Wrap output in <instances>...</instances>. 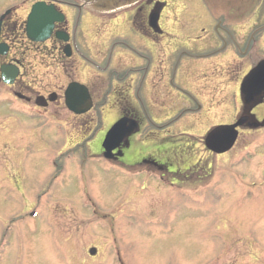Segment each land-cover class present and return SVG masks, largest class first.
Segmentation results:
<instances>
[{"label":"rangeland","instance_id":"1","mask_svg":"<svg viewBox=\"0 0 264 264\" xmlns=\"http://www.w3.org/2000/svg\"><path fill=\"white\" fill-rule=\"evenodd\" d=\"M10 1L18 0H1V6ZM164 1L162 21L170 36L159 55L168 57L172 55L168 47L179 46L211 60L214 70H205L201 65L207 62L196 61L199 71L181 83L177 69L174 82L182 90L181 100H175L170 110L174 113L164 120L144 121L142 134L129 138L135 136L131 143L136 144L124 148L118 163L110 165L99 157L107 130L116 120L114 112L107 111L90 125L85 120L86 126L78 128L84 123L81 119L39 113L1 91L0 264H264V128L241 132L234 149L223 155L208 152L203 145L204 134L234 119L240 105V81L228 83L225 77L231 75L215 66L227 56L226 70L234 71L239 64L234 57L252 53L248 37L240 43L237 32H231L232 38L211 40L200 31L210 26V18L225 16L228 0ZM191 1L198 2L204 15L193 2L188 6ZM188 7L191 12H186ZM244 16L228 21L246 24ZM183 20L193 23L192 37L205 41L181 43L186 37L174 33L178 34L175 23ZM85 27L77 33L76 40L82 43L93 36ZM119 32L107 29L98 41L133 37ZM253 52L264 54V35ZM179 53L174 50L172 59ZM47 59L26 80L48 92L67 78L51 62L45 68ZM196 103L201 109L193 113ZM176 115L180 118L167 130L153 125H165ZM147 131L155 138L141 142ZM153 146L156 151L166 149L170 170H176L174 162L180 158L181 174L151 169L132 176L125 164L135 160V152ZM156 174L165 182L171 180V185L158 181ZM174 177L182 181L174 182ZM32 211L36 217L29 216ZM90 247L96 248L93 258L88 255Z\"/></svg>","mask_w":264,"mask_h":264},{"label":"flooded vegetation","instance_id":"2","mask_svg":"<svg viewBox=\"0 0 264 264\" xmlns=\"http://www.w3.org/2000/svg\"><path fill=\"white\" fill-rule=\"evenodd\" d=\"M37 2L53 5L63 15L61 22L54 23L50 38L42 43L29 40L25 30L31 7ZM192 2L195 4L193 6H198L204 15V10L198 2L191 1L188 6H191ZM166 5L164 0H142L128 11L113 16H102L89 11L76 0H18L10 1L3 6H1L0 0V46L1 43L7 45L6 54L1 56L0 53V165L1 91L10 94L18 102L28 106L29 109H36L39 113L53 116L62 114L73 117V120L81 119L84 123H81L78 128L86 126L85 120L88 125L91 124L89 123L91 121L99 122L104 116L103 107L106 105L114 107L119 117L125 116L137 121L140 127L138 134L143 131L144 125L142 123L144 121H151L152 119L164 120L165 117L167 118L168 114L174 109L175 100H181L178 91L182 90V88L174 82L177 69H179L180 73V82L184 83L191 81V73L199 71L195 64L196 61L207 62V65H201L205 70H214V67L211 66L213 65L212 63H209L211 60L200 59L203 56L192 55L190 51H181L178 48L179 46H175L172 50L168 44V49L172 52V55L165 56V58L159 55L161 51L165 52L166 50L162 42L165 41V44H167L166 37L170 36V33L164 31V22L162 21V14ZM190 9L191 7H188L186 12H191ZM225 9L227 12L224 17L210 18V26L201 27L200 31L203 32L204 30L206 39L211 38V40H215V37L219 39L225 35L232 38L234 34L231 32H237V38L240 43L248 37L247 48L251 47L252 53L243 55V58L235 56L234 58L239 64H237V68L234 71L226 70L227 56L220 61V64L215 66L217 69L220 65L223 71H227L231 76L227 74L225 79H227L228 83H234L237 80L239 82L264 57V54L257 55L253 52V49L257 48V44H261L262 35H264V0H228L225 4ZM151 10H159L158 23L153 28L149 22ZM243 14L245 16L242 21L248 22L246 24L228 21L230 17L237 16L240 18ZM202 18L206 21L207 16ZM175 24L178 34H174L179 35L180 38L181 36L186 37V40H180L181 43L197 44L200 41L201 43L205 41L201 40L203 39L201 38L202 36L192 37L190 35L193 33L191 30L194 29V27H190L193 23L183 20V22L178 21ZM85 26L89 27L90 31L88 32L93 34V36L82 43L76 40L77 33L86 28ZM107 29H116L120 31L119 34L129 32L133 37L122 38L123 36H120L109 40V42L103 40L99 42L98 36ZM56 33H62L67 40L63 42L57 39ZM174 50H176V54L178 51L180 53L178 57L172 59ZM155 53L159 61L157 65L153 66L151 60H156L154 58ZM46 59L45 68H50L51 62L67 78V82L65 81L63 85L48 92L37 89V86H32L26 80L29 72L35 71ZM176 59L178 63L175 64L174 61ZM248 59H250V67L249 63L248 66L246 65ZM180 60L183 62L181 65H179ZM221 62L223 63L221 64ZM3 64L13 65L19 69V76L11 85L1 82V65ZM171 72L174 73L172 74ZM239 75L241 76L239 77ZM104 78L106 81L101 83L100 80ZM230 78L233 79L230 80ZM197 81L200 82L199 79ZM71 82H77L87 87L91 99V108L87 112L77 114L70 111L65 105V91ZM39 85L42 86V83ZM173 91L177 93L171 95ZM234 102H236V99ZM144 104L147 107L149 104V110L143 107ZM166 106L169 111H172L165 112ZM196 106L198 109L193 113L201 109L200 104L196 103ZM238 112L241 115L244 114L243 117H247V119L241 127L237 128L238 136L232 149H234L241 132L250 130L247 128H252L250 126L253 124L259 125L258 122L264 125V97L260 104L252 109L251 113L254 116L247 111V107L243 106L241 101L236 113ZM236 116L226 124L235 122ZM179 118L180 116L177 115L169 117L165 125L161 124L157 128L160 130H163V127L170 128L171 124L175 123ZM150 133L149 131L145 132L144 137L146 140H149ZM133 143L130 142V145ZM122 147L121 145L122 156H124ZM153 148L148 151L145 149L144 151L147 152H135V160L125 164L126 168L132 174H142L144 173L143 171L151 172V169L156 172L162 170L166 174H181L178 171L179 168H177L180 159L174 162L176 170H170L167 168V164L173 165L169 162L168 152L165 149L156 151L155 147ZM118 150L113 151L114 162H119V159L122 158H115ZM188 169L189 167L185 168V170ZM174 178L175 181L181 180L180 177ZM62 243L69 244L67 241H62ZM113 243L112 245L115 247ZM94 256L91 255L90 258ZM117 258L121 260L119 256Z\"/></svg>","mask_w":264,"mask_h":264},{"label":"water","instance_id":"3","mask_svg":"<svg viewBox=\"0 0 264 264\" xmlns=\"http://www.w3.org/2000/svg\"><path fill=\"white\" fill-rule=\"evenodd\" d=\"M86 7L101 14H113L128 9L138 3L140 0H80ZM157 14L151 17V24L154 25ZM61 15L57 14L52 6L44 4H36L28 16L26 31L27 36L32 41H44L49 37L53 23L60 21ZM59 38L65 40L62 35L57 34ZM11 69L2 68V74L11 77L9 71ZM9 75V76H8ZM10 83L11 80L6 79ZM243 100L253 105L260 101V95L264 92V60L260 62L244 79L241 86ZM66 105L76 113H82L89 109L90 102L87 90L84 86L72 83L66 91ZM84 105L83 108H80ZM219 126L212 129L205 138V144L208 148L216 152H224L230 149L235 141L237 132L235 127L240 125ZM137 124L135 121L122 118L119 119L111 129L107 132L102 146L105 148L104 155L110 157L112 150L120 143L123 138H128L136 131ZM94 249L90 250L93 254Z\"/></svg>","mask_w":264,"mask_h":264}]
</instances>
